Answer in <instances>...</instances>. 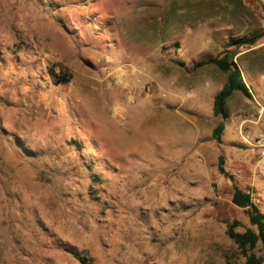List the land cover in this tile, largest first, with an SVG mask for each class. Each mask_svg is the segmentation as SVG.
I'll return each mask as SVG.
<instances>
[{
    "label": "rangeland",
    "instance_id": "rangeland-1",
    "mask_svg": "<svg viewBox=\"0 0 264 264\" xmlns=\"http://www.w3.org/2000/svg\"><path fill=\"white\" fill-rule=\"evenodd\" d=\"M260 137L264 0H0V264H240Z\"/></svg>",
    "mask_w": 264,
    "mask_h": 264
},
{
    "label": "trees",
    "instance_id": "trees-1",
    "mask_svg": "<svg viewBox=\"0 0 264 264\" xmlns=\"http://www.w3.org/2000/svg\"><path fill=\"white\" fill-rule=\"evenodd\" d=\"M255 43V36L238 37L229 39L226 43L227 46L237 47L239 45H252ZM234 50L226 49L220 56H213L206 59H201L195 65L214 64L220 71L226 74L225 81L218 92L213 96L212 112L214 115H224V106L229 96L238 91L242 94L248 95V89L242 80L239 69L231 61ZM223 130V124L219 123L213 130V135L218 139L219 134ZM223 158L218 156L217 170L219 173L226 175L222 167ZM232 180V177H229ZM230 201L244 209L249 223L255 226L256 230L246 228L243 231H235L234 226L236 222L233 221L226 228V234L236 244L237 249L240 251L243 261L240 264H264V212L252 201L251 194L248 190L238 187L232 183V192ZM261 244V254H256L254 248L256 244ZM227 264H235L228 262Z\"/></svg>",
    "mask_w": 264,
    "mask_h": 264
},
{
    "label": "built area",
    "instance_id": "built-area-1",
    "mask_svg": "<svg viewBox=\"0 0 264 264\" xmlns=\"http://www.w3.org/2000/svg\"><path fill=\"white\" fill-rule=\"evenodd\" d=\"M253 147L256 148L255 166L260 171H264V137L258 138Z\"/></svg>",
    "mask_w": 264,
    "mask_h": 264
},
{
    "label": "crops",
    "instance_id": "crops-1",
    "mask_svg": "<svg viewBox=\"0 0 264 264\" xmlns=\"http://www.w3.org/2000/svg\"><path fill=\"white\" fill-rule=\"evenodd\" d=\"M130 103H131V101L129 100L128 96L127 97L124 96L123 98L120 99V101H118V104H121V105H123L125 107L124 110H125L126 114H127V111H128V109L130 107ZM122 112L121 113L124 114L123 110H122Z\"/></svg>",
    "mask_w": 264,
    "mask_h": 264
}]
</instances>
